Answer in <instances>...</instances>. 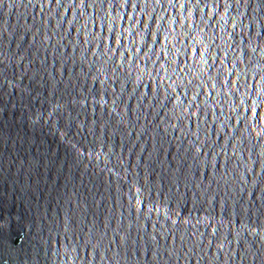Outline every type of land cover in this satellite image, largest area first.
<instances>
[{"label":"water","instance_id":"95a60500","mask_svg":"<svg viewBox=\"0 0 264 264\" xmlns=\"http://www.w3.org/2000/svg\"><path fill=\"white\" fill-rule=\"evenodd\" d=\"M0 264H264V0H0Z\"/></svg>","mask_w":264,"mask_h":264},{"label":"snow or ice","instance_id":"6c2138e0","mask_svg":"<svg viewBox=\"0 0 264 264\" xmlns=\"http://www.w3.org/2000/svg\"><path fill=\"white\" fill-rule=\"evenodd\" d=\"M119 42V41H118Z\"/></svg>","mask_w":264,"mask_h":264}]
</instances>
